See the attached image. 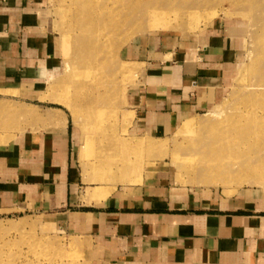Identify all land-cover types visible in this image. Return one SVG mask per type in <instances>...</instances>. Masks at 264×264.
<instances>
[{"label":"rangeland","instance_id":"obj_1","mask_svg":"<svg viewBox=\"0 0 264 264\" xmlns=\"http://www.w3.org/2000/svg\"><path fill=\"white\" fill-rule=\"evenodd\" d=\"M113 1L39 0L43 29L55 51L52 64L40 69L54 76L41 80L33 66L0 82V188L5 182L13 186L12 169L24 157L23 138L66 120L82 205L153 188L189 198L202 194L263 213L264 0H134V9L119 15L114 29H101L103 18L95 17L99 26L88 22L92 9ZM150 7L166 12L169 23L157 24L165 22L163 15L157 22L146 15ZM235 25L241 29L243 61L237 58L229 79H222L214 105L193 110L186 119L181 114L166 135L140 130L136 100L154 85L153 78L169 77L182 55L194 57L214 29L224 38V29ZM89 40L88 53H78ZM89 188L94 195L85 198ZM48 198L22 192L4 205L0 196V264H99L100 246L84 227H70L65 220L86 207L54 206Z\"/></svg>","mask_w":264,"mask_h":264},{"label":"crops","instance_id":"obj_2","mask_svg":"<svg viewBox=\"0 0 264 264\" xmlns=\"http://www.w3.org/2000/svg\"><path fill=\"white\" fill-rule=\"evenodd\" d=\"M40 6L39 0H6L0 6V82L17 79L21 68L28 73L30 67L52 64L54 46L43 29ZM224 30L222 38L214 29L194 57L182 55L171 76L152 77L154 85L136 94L140 130L166 135L181 114L186 119L193 110L214 105L222 79H229L237 58L239 64L243 61L238 57L241 29ZM38 73L44 81L54 76L48 69ZM71 131L65 120L58 128L23 138L20 154L25 158L12 169L13 186L5 182L0 188L4 205L22 192L44 193L54 206L81 204ZM172 192L145 188L136 195L117 193L79 205L86 208L69 212L65 220L70 227H84L100 246L99 264H264V212L202 194L189 198ZM93 195L91 188L85 198Z\"/></svg>","mask_w":264,"mask_h":264},{"label":"bare ground","instance_id":"obj_3","mask_svg":"<svg viewBox=\"0 0 264 264\" xmlns=\"http://www.w3.org/2000/svg\"><path fill=\"white\" fill-rule=\"evenodd\" d=\"M106 1H108V0H106ZM148 2L149 0H137V2L139 3V4H141V3H143V2ZM85 2V1H84ZM87 2V1H86ZM92 2H95L96 3V0H90V3H92ZM105 2V1H104ZM106 3V2H105ZM87 4H89L88 2H87ZM93 4V3H92ZM113 4V5H112ZM112 6H110V5H105V4H103L104 6L103 7H100L98 10L95 8V9H92L91 11H90V16H89V21L88 22H93V24L95 25H101L102 24V21L101 20H97V19H99V18H103L104 20H105V22H103V23H105V27H101V29H105L106 27H112L113 29L117 26V21H115V19L119 16V15H121L122 13H127V12H129V11H132L133 9H134V0H114L113 2H112ZM155 5V4H154ZM90 6H92L93 7V5H90ZM100 6V5H99ZM91 7V8H92ZM84 8V7H83ZM86 8V7H85ZM88 8V7H87ZM90 8V9H91ZM82 10V9H81ZM80 10V11H81ZM102 10H104V11H106V13L104 12V11H102ZM164 10V9H163ZM76 11V10H75ZM103 13H105V14H103L104 16L102 17L100 14H102V12ZM84 12H85V10H84ZM97 12V13H96ZM100 12V13H99ZM146 15H148L150 18H152L153 17V19H154V21H158L159 19H157V18H159V16H161V15H163L164 16V18H166V20H165V22H163V23H157V24H161V25H166V24H168L169 23V16L167 15V13L166 12H164V11H162V10H160V9H158V8H155V7H150V8H147V9H145V12H144ZM98 14V15H97ZM171 16V15H170ZM95 17L97 18V19H95ZM157 17V18H156ZM127 18V17H126ZM171 19V18H170ZM96 20V21H95ZM103 20V21H104ZM84 22V21H83ZM155 22V23H156ZM83 24V23H82ZM82 27V26H81ZM111 28V29H112ZM99 34L101 35V36H103V34H102V31L101 32H99ZM100 35L98 36L99 38H100ZM90 36H91V34H90ZM92 38V37H91ZM90 44H89V43ZM86 44H80L81 46L79 47V49H78V53H88L87 51L90 49L88 46L89 45H91V44H93L92 42H93V40H89ZM77 50V49H76ZM97 51H98V49H97ZM85 92H84V94H83V96H88V94H89V91H88V89H86V90H84ZM190 126H191V124L190 123H185L184 124V128L186 127L187 129H189L190 128ZM140 146H141V144H140ZM83 246H84V243H83Z\"/></svg>","mask_w":264,"mask_h":264}]
</instances>
